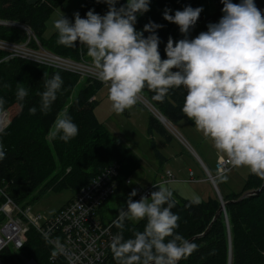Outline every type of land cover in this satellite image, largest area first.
Listing matches in <instances>:
<instances>
[{"label": "clouds", "instance_id": "obj_1", "mask_svg": "<svg viewBox=\"0 0 264 264\" xmlns=\"http://www.w3.org/2000/svg\"><path fill=\"white\" fill-rule=\"evenodd\" d=\"M97 2L108 6L104 15L90 9L82 18L76 12L72 22L61 13L53 27L58 45L74 48L78 42L86 46L95 78L108 86L113 111L119 115L134 107L145 89L159 102L170 91L183 89L181 112L197 132L211 141L231 168L246 167L264 179V15L255 0H220L223 15L219 21L209 23L207 31L191 39L189 34L202 6H185L174 15L166 8L163 19L178 25L184 38H168L165 59L161 58V38L156 31L163 25L149 21L143 30L135 27L137 18L150 10L151 0H126L119 7V0ZM144 32L149 35L145 37ZM63 83L59 73L45 80V90L40 93L41 112L46 114L51 109ZM15 95L23 102L29 92L18 87ZM3 105L0 98V108ZM36 111L35 107L29 109L33 115ZM78 135V126L67 112L58 117L50 132L53 140L64 143ZM5 159L6 151L0 143V162ZM229 170L217 171L219 182L228 181ZM154 186L158 190L150 198H137L139 201H133L137 191L132 189L126 207L118 209L113 225L119 231L110 243L115 264H179L197 249L177 231L181 217L172 211L176 206L173 192L161 184ZM189 203L199 205L201 200L193 196ZM141 221H146L143 231L134 230L125 239L126 222Z\"/></svg>", "mask_w": 264, "mask_h": 264}, {"label": "trees", "instance_id": "obj_2", "mask_svg": "<svg viewBox=\"0 0 264 264\" xmlns=\"http://www.w3.org/2000/svg\"><path fill=\"white\" fill-rule=\"evenodd\" d=\"M64 1L0 0V42L18 41L26 43L33 50L41 46L52 54L74 61L86 58L87 48L78 42L74 48L58 45L56 31L49 38L43 37L46 20ZM125 3L126 0H119L117 7ZM233 3H239V0H233ZM255 3L264 15V0H255ZM185 6L203 8L197 24L189 34L190 39L201 31H207V25L218 22L223 15L220 0H151L150 10L137 18V30H143V26L149 21L163 25L156 30L161 38L159 51L162 59L166 58L164 48L170 36L174 41L184 38L179 26L163 19L162 13L167 8L174 15L176 10H183ZM208 7L210 8L205 9ZM90 9L104 15L108 6L103 2L98 3L97 0H83L80 16L85 18ZM69 20L74 22V17ZM27 30L34 37L29 36ZM147 35L149 33L144 32V36ZM53 73H59L64 83L62 92L57 94L56 101L45 114L40 111V93L45 90V80L51 78ZM79 81L81 75L73 70L11 55L4 47H0V98L4 100L0 113H9V123L0 131V143H3L6 151V159L0 162V190L16 205H27V197L37 193L39 188V191L44 189L55 192L69 189L73 191L74 198L81 188L90 184L114 162L119 164V187L116 193H130L124 179L131 176L140 163L95 114L94 109L98 103L95 94L103 84L86 76L82 80L83 86L76 95H72ZM18 87L28 89L29 95L23 102L16 98ZM142 94L166 121L176 123L186 120L195 126L181 112L185 95L183 89L170 91L163 102L156 101L153 98L154 93L148 89ZM32 107L37 109L35 115L29 112ZM63 109L79 129V135L68 143L50 137ZM148 132L149 135L157 132L167 141L171 139L167 129L153 114L148 117ZM263 181L264 179L248 172L240 191L229 196L223 195L228 225L223 213L213 220L220 206L216 195L201 200L199 205H190V199L187 198L173 197L176 206L172 211L181 217L177 231L187 239L197 236L191 240L197 245V249L179 264H228L229 257L230 264H264ZM259 188L255 195L238 200L244 191ZM3 197H0V203L5 200ZM38 198L39 195L36 194L33 200ZM145 223L146 221L138 224L126 222L125 239L130 238L134 230L143 231ZM113 231L117 233L119 229L113 226ZM8 250L9 248L5 249L1 255L4 263L20 264L14 261ZM18 251L27 258L31 256L38 264H63L62 260L54 263L49 260L53 253L52 248L33 227L27 232L26 242ZM104 264H115L111 251Z\"/></svg>", "mask_w": 264, "mask_h": 264}, {"label": "rangeland", "instance_id": "obj_3", "mask_svg": "<svg viewBox=\"0 0 264 264\" xmlns=\"http://www.w3.org/2000/svg\"><path fill=\"white\" fill-rule=\"evenodd\" d=\"M82 5L83 0H65L51 13L48 20H46L43 37L49 38L55 32L53 21L57 19L61 13H63L66 18L70 19L74 17V13L79 12ZM209 8L210 7L205 9ZM27 32L29 36L34 37L30 31L27 30ZM0 47L6 48L11 54L21 55L33 61L41 60L46 62L42 57H44L43 55L46 52H49L41 46L36 50L30 49L26 43H18V41L0 43ZM61 58L85 65V67H83L84 69H79L81 81L78 82L72 92V95H76L83 86L84 81L82 80H84L86 76L95 78L91 60L88 56L80 61H74L73 59L63 56ZM95 97L98 103L94 111L98 119L104 123L109 132L120 140L140 163V166L134 170L130 176L131 183L128 185L130 192L136 187L145 188L148 186L152 187L151 192L157 191L158 186H154V184H161L173 192V197L175 199L187 198L191 200L193 196H199L200 200H206L208 196H212L213 194L218 198L216 194L218 190L222 200H225L223 195L229 196L234 192L237 193L243 187L249 170L246 167L231 168L228 163V166L225 167L230 169L228 172V181L226 183L219 182L215 164L218 158L222 156L217 154L211 141H206L202 134L197 132L195 126L188 123V121L180 120L176 123L167 121L164 127L171 136L170 141H167L157 132H153V134L149 135L148 117L150 114H154L156 117L158 111L149 103L144 94L141 95L138 103L134 107L119 115L112 109L111 102L108 99L107 85L103 84L96 92ZM65 111L66 110L63 109L61 114ZM7 116L9 117V113H7ZM167 171H170L173 175L172 181H167ZM39 190L40 188L37 193L34 192L27 197L25 200L27 205H16V203L13 202L14 206L10 211L13 218L19 220L22 225L28 226L21 247L26 242L27 232L30 228L33 227L38 232L30 223V220L24 215L28 208H30L31 214L39 213L44 219H48L74 195L73 191L69 189H64L60 192L44 189L41 191ZM1 191L2 190H0V197H3L4 195ZM125 193L126 192H122V194L116 193L106 201L105 205L100 207V212L104 217V221L113 219L116 217L118 209L126 207L129 194ZM36 194L39 195V198L34 201L33 197ZM132 198L134 199V197ZM137 198L138 197L135 196L134 200L139 201L140 199L136 200ZM4 202L5 200L0 203V206ZM7 218V214L0 211V222L6 221ZM19 249H14L10 246L8 254H11L15 260L20 261V264H22L25 259H33L30 258L31 256L27 258V256L21 254L18 251Z\"/></svg>", "mask_w": 264, "mask_h": 264}, {"label": "built area", "instance_id": "obj_4", "mask_svg": "<svg viewBox=\"0 0 264 264\" xmlns=\"http://www.w3.org/2000/svg\"><path fill=\"white\" fill-rule=\"evenodd\" d=\"M6 49V48H5ZM15 55V54H11ZM21 56V55H18ZM45 61L56 68L79 72L85 65L61 58L58 55L46 52ZM37 60L36 58H34ZM228 161L219 157L215 164L216 170L228 166ZM167 181L173 180L170 171L166 172ZM119 164L114 162L105 168L90 184L81 188L71 201L63 205L48 219L39 213L31 214L28 208L24 215L30 223L47 240L52 248L49 260L53 263L62 260L63 264H104L108 253L111 251L110 243L113 231V221H104L100 212L101 205L111 196L115 195L119 187ZM124 184H130V178L124 179ZM137 197H150L152 187H137ZM5 202L0 206V211L7 214V220L0 222V264H5L2 253L12 246L19 249L24 242L27 225H22L19 220L11 216L13 201L4 194ZM14 261H17L14 259ZM20 263V261H17ZM22 264H38L34 259H25Z\"/></svg>", "mask_w": 264, "mask_h": 264}, {"label": "water", "instance_id": "obj_5", "mask_svg": "<svg viewBox=\"0 0 264 264\" xmlns=\"http://www.w3.org/2000/svg\"><path fill=\"white\" fill-rule=\"evenodd\" d=\"M13 25H19L20 26V24H14L13 23ZM1 114H6L7 115V112L5 111V112H2ZM0 114V115H1ZM156 117H157V119L161 122V123H163L164 125H165V121H166V119H165V117L164 116H162L159 112H158V115H156ZM9 123V119H8V121H7V123H6V125ZM5 125V126H6ZM4 126V127H5ZM3 127V128H4ZM3 128H1L0 129V131L3 129ZM262 185H264V181H263V184ZM261 188V187H260ZM260 188L259 189H255V190H246V191H244L242 194H241V196L238 198V200H241V199H243V198H246V197H250V196H252V195H255L259 190H260ZM216 194H217V196H218V198H219V200H220V206H219V208H218V210L216 211V213H215V215H214V217H213V220H215V219H217V217L221 214V213H223V215L224 216H226V212H225V204H226V202L224 201V200H222V197H221V195H220V193H219V191L217 190L216 191ZM225 219H226V223H227V225H228V222H227V218L225 217ZM208 230V228L205 230V232ZM228 235H229V229H228ZM195 237H197V236H194V237H191V238H189V240L191 241L192 239H194ZM228 264H230V257H229V262H228Z\"/></svg>", "mask_w": 264, "mask_h": 264}, {"label": "bare ground", "instance_id": "obj_6", "mask_svg": "<svg viewBox=\"0 0 264 264\" xmlns=\"http://www.w3.org/2000/svg\"><path fill=\"white\" fill-rule=\"evenodd\" d=\"M167 121H165L166 124ZM7 123V116L6 114H1L0 115V129L3 128V126H5Z\"/></svg>", "mask_w": 264, "mask_h": 264}, {"label": "crops", "instance_id": "obj_7", "mask_svg": "<svg viewBox=\"0 0 264 264\" xmlns=\"http://www.w3.org/2000/svg\"><path fill=\"white\" fill-rule=\"evenodd\" d=\"M166 124H167V122H166ZM154 182V181H153Z\"/></svg>", "mask_w": 264, "mask_h": 264}]
</instances>
